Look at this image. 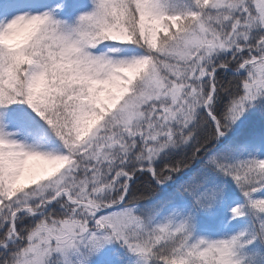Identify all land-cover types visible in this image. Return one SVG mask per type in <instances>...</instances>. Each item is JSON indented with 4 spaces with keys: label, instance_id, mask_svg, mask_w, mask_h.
<instances>
[{
    "label": "snow or ice",
    "instance_id": "6c2138e0",
    "mask_svg": "<svg viewBox=\"0 0 264 264\" xmlns=\"http://www.w3.org/2000/svg\"><path fill=\"white\" fill-rule=\"evenodd\" d=\"M0 264H264V0H0Z\"/></svg>",
    "mask_w": 264,
    "mask_h": 264
}]
</instances>
